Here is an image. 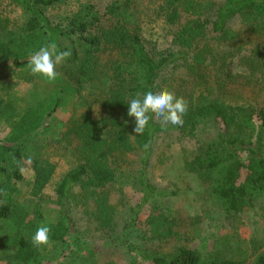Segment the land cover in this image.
<instances>
[{"label": "trees", "instance_id": "1", "mask_svg": "<svg viewBox=\"0 0 264 264\" xmlns=\"http://www.w3.org/2000/svg\"><path fill=\"white\" fill-rule=\"evenodd\" d=\"M67 1L17 0L26 14L21 24L14 25L9 16L0 14L1 87L15 69L20 79H38L27 61L40 47L53 43L59 51H71L54 82L39 77L53 83L55 90L46 97L34 93L20 107L8 94L9 98L3 96L9 85L1 88L0 124L6 131L0 134V248L13 250L10 264L51 263L53 255L44 251L48 246L36 248L31 243L42 224L51 227L49 244L61 257L55 264H247L219 251L205 255L181 244L176 212L160 199L173 192H165L157 182L152 161L157 150L158 160L164 158L165 164L173 146H179L185 152V168L205 183L206 192L226 215L254 206L264 196V107L238 98L230 101V88H235L239 75L227 70L214 82L212 76L219 71L211 67L219 63L223 68L228 58L238 56L241 65L248 61V68L254 69L259 51L254 48L250 55H238L244 48L239 40L247 36L238 39L231 25L247 22L243 33L264 26V0H205L191 6V16L180 14L181 0H163L158 9L167 13L173 36L158 56L144 44L142 22L130 0H111L102 9L90 2L64 21L51 20L48 11ZM85 83L98 91L108 138L92 126L90 107L67 120L68 130L56 142L69 145L76 163L59 179L55 198H45L43 190L55 164L45 157L41 136L48 132V118L65 94L79 91ZM161 88L187 100L183 124L162 127L153 117L144 134L137 135L134 118L127 115L128 101L137 93ZM100 142L107 147L96 161L88 151ZM132 150L138 158L130 168L125 156ZM24 160L31 162L34 179L22 194ZM118 181L132 183L141 196L134 206L125 204L126 219L117 230L116 206L110 200ZM146 205L157 210L144 220L149 235L137 227L143 223L139 220ZM52 211L57 217L49 222L45 212ZM86 218H94L100 229L107 228L97 241L79 232ZM168 239L171 246L164 249ZM126 255L131 259L127 261ZM250 264H264V252Z\"/></svg>", "mask_w": 264, "mask_h": 264}, {"label": "rangeland", "instance_id": "2", "mask_svg": "<svg viewBox=\"0 0 264 264\" xmlns=\"http://www.w3.org/2000/svg\"><path fill=\"white\" fill-rule=\"evenodd\" d=\"M110 1L68 0L51 8L48 11V16L51 20L64 21L67 16L74 14L80 5H86L91 2L102 9V6ZM130 1V7L133 6L142 22L141 36L144 44L152 54L158 56L171 45L173 36L168 23H166L167 13L158 9L163 0ZM199 2H205V0H181L179 3L180 14L182 16L193 15L191 6ZM0 14L9 16L14 25L21 24L26 18V14L21 5L17 3V0H0ZM245 24L247 22L237 21L231 26L238 33V39L240 36H247L246 39L239 40V43L244 45V48L238 55H250L255 50L259 51V60L255 62L254 69L250 70L248 68L250 64L248 61L241 65L238 56L233 59L228 58L226 60L227 64L223 68H219L222 67L219 63H214L211 66L213 67V72L216 69L219 71V74L212 76V80L219 82L227 75L225 73L227 70L231 71L232 74L239 75L234 80L235 88H230L232 91L229 98L230 101L233 102L238 98L239 101L257 103L259 106L264 107V26L259 29H250L249 32L243 33L242 30L245 29ZM226 42L231 43L233 40H226ZM254 48L256 49L253 51ZM57 51L59 50L57 49ZM105 56L103 55L102 57ZM208 60L210 61V58ZM64 63L65 60L56 66L57 73H60V68H62ZM18 75V70L15 69L12 76L7 75L6 79H3V82H5V85L2 86L4 90L8 88V85L10 87L8 91L6 90L7 93L4 94V90H1L2 81H0V93L2 92L3 96L15 100L20 107L30 102L34 93L39 94L40 98H44L50 91L55 90L53 83L47 84L45 80L39 77L28 81L23 80V78L20 79ZM213 86L216 87L215 84ZM54 94L55 96L57 95L56 92ZM98 95V91L91 89L90 85L85 83L79 91L65 94L61 105L48 118V132L41 137L46 143L44 149L45 157L55 164V170L51 180L43 190L45 198H55V188L59 179L66 170L76 163V157L71 154L69 145L65 147L64 142H56V139H59V136L61 137L68 130L67 120L79 117L87 107H90V115L93 120L92 126L100 132L102 138H108L106 132L108 126H105L103 121L105 112L97 101ZM34 99L38 100L35 97ZM5 131L6 127L0 124V134L3 135ZM186 146L189 147L191 144L186 142ZM106 147V142L105 144L100 142L99 146L91 147L88 155L90 154L91 158L100 161L101 159H97L99 155L103 154ZM155 153L152 168L157 176V182L164 187L165 192H173L167 193L160 199L165 201L169 208L176 212L173 214L178 217L175 230L180 235L181 244L205 255L219 251L233 260L245 259L247 264L253 262L258 254L264 252V196L260 197L254 206L245 207L235 215H226L220 210L215 199L206 192L205 183L185 168L182 160L183 153H185L183 149L176 145L173 146L172 152L166 156L168 161L165 164L164 158H162V161L157 158L160 152L156 150ZM125 158L129 161V167L131 168L137 161V152L134 150L128 151ZM123 164L122 171H125ZM21 169H23L24 181L20 183L19 187L21 193L24 194L34 179V172L29 160L23 161ZM140 196L141 193L132 183L126 181L115 183V191L110 201L116 206L113 211L114 214L117 213L115 216L117 230L121 229L126 219L127 214L125 212H127L128 206L125 204L134 206ZM45 213L47 221L53 222L56 220V212ZM153 213H157V210H151L149 205L144 207L142 218L139 220H142L143 223L138 222L137 224L142 234H151L149 231L150 226L144 220L146 216ZM98 225L94 218H92V221L86 218L81 223L79 232H81L83 237H88L91 241H97L107 231L105 226L100 229ZM163 244L164 249H169L171 240L168 239ZM47 246L48 248H45L44 251L49 256L53 255L50 264H55L61 257H59L51 244ZM69 248H67V251L70 250ZM12 253L13 250L0 248V264H10ZM126 259L127 261L130 260L131 256L126 255Z\"/></svg>", "mask_w": 264, "mask_h": 264}, {"label": "clouds", "instance_id": "3", "mask_svg": "<svg viewBox=\"0 0 264 264\" xmlns=\"http://www.w3.org/2000/svg\"><path fill=\"white\" fill-rule=\"evenodd\" d=\"M71 51H57L55 44L44 45L30 55L27 61L28 68L32 75L54 82L58 76L56 66L63 60L70 58ZM129 105L127 115L134 118V133L143 135L150 119L157 118L162 127L171 125H182L183 116L187 111L188 102L182 96H177L167 88L158 91H147L143 95L137 93L127 103ZM150 114H152L150 116ZM149 144H145L147 149ZM23 171V169H21ZM51 227L42 224L31 237L34 247L49 245V234Z\"/></svg>", "mask_w": 264, "mask_h": 264}]
</instances>
